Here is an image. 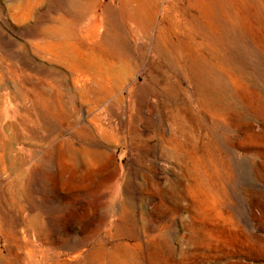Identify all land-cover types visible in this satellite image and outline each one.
Instances as JSON below:
<instances>
[{"label": "rangeland", "instance_id": "obj_1", "mask_svg": "<svg viewBox=\"0 0 264 264\" xmlns=\"http://www.w3.org/2000/svg\"><path fill=\"white\" fill-rule=\"evenodd\" d=\"M131 1L0 0V264H264V0Z\"/></svg>", "mask_w": 264, "mask_h": 264}, {"label": "bare ground", "instance_id": "obj_2", "mask_svg": "<svg viewBox=\"0 0 264 264\" xmlns=\"http://www.w3.org/2000/svg\"><path fill=\"white\" fill-rule=\"evenodd\" d=\"M133 2H136V0L131 1L127 6L129 13L131 15V18L133 19V21L137 24V28H139L140 30H142L145 35H147V37L150 36V32H149V28L151 26L152 23H154V13L150 12V10H148V12L143 13L142 15L137 13V9H139V5H141L140 3L138 5H134ZM124 4V3H122ZM157 7V6H155ZM155 10V9H154ZM160 30V29H159ZM159 35V34H158ZM166 35V34H165ZM158 38V37H157ZM162 38V37H161ZM162 41V40H161ZM158 41H156V45L154 47V51L158 50ZM51 46H53V44H51ZM142 46V45H141ZM148 47V45L146 46ZM55 51L57 54H59L61 60L63 61H68L70 60L69 58V54H68V50L65 49H61V47L59 45H54ZM142 50V49H141ZM170 53V52H169ZM133 59V58H131ZM132 61V60H131ZM134 61V60H133ZM125 62V61H124ZM130 62V61H129ZM1 156H0V160H1ZM122 228V227H121ZM175 250V249H174ZM173 262V260H172Z\"/></svg>", "mask_w": 264, "mask_h": 264}]
</instances>
